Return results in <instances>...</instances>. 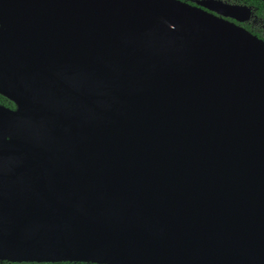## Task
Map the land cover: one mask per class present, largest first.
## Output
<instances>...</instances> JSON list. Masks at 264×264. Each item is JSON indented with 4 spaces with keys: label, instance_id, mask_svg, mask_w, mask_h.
<instances>
[{
    "label": "water",
    "instance_id": "obj_1",
    "mask_svg": "<svg viewBox=\"0 0 264 264\" xmlns=\"http://www.w3.org/2000/svg\"><path fill=\"white\" fill-rule=\"evenodd\" d=\"M0 96V259L264 264L263 42L175 0H0Z\"/></svg>",
    "mask_w": 264,
    "mask_h": 264
},
{
    "label": "bare ground",
    "instance_id": "obj_2",
    "mask_svg": "<svg viewBox=\"0 0 264 264\" xmlns=\"http://www.w3.org/2000/svg\"><path fill=\"white\" fill-rule=\"evenodd\" d=\"M12 15V14H11ZM40 38L46 42H48L49 44L56 46L57 43L55 41V39L46 31H44L43 33H40ZM1 111L6 114L11 121L18 127V129H20L29 139H31L37 146H39L45 153L49 154L51 157H53L54 159L60 161V162H67L69 160H67V157L64 153V151H62L61 149H56L55 148V144L54 142H51L54 139V136H50L48 139H46V142L43 141L41 138V136L38 135V132L35 130V123L34 121H31L34 123V127H33V123L30 124V122H28V119L31 117L25 112V111H18L16 113L14 112H10L6 109H1ZM27 118V119H26ZM62 144L67 147V148H73L71 150H80L83 153H90V156L84 155L83 156V163L84 166L87 167H91L90 172L92 173V175H121L122 172L114 169V170H110L107 168H103V169H98L95 168L94 169V164L98 163V162H111L113 164H119V165H124L127 166L129 168L132 169H136V168H149V167H155L154 163H151L149 161L140 159L138 157L135 156H130L127 154H122L120 152H116V151H111V150H104L101 149L99 150V152H97L95 149H93L90 146H87L85 144H80L74 140H61ZM74 153V152H72ZM72 164V163H69ZM0 217H4V218H9L12 217L11 219L13 221H21L22 217H14L11 214L1 211L0 210ZM7 241L0 236V243H6Z\"/></svg>",
    "mask_w": 264,
    "mask_h": 264
},
{
    "label": "flooded vegetation",
    "instance_id": "obj_3",
    "mask_svg": "<svg viewBox=\"0 0 264 264\" xmlns=\"http://www.w3.org/2000/svg\"><path fill=\"white\" fill-rule=\"evenodd\" d=\"M175 1L186 4L214 18H217L228 24H231L264 43V0H175ZM0 264H97V263L84 262V261H10V260L0 259Z\"/></svg>",
    "mask_w": 264,
    "mask_h": 264
},
{
    "label": "trees",
    "instance_id": "obj_4",
    "mask_svg": "<svg viewBox=\"0 0 264 264\" xmlns=\"http://www.w3.org/2000/svg\"><path fill=\"white\" fill-rule=\"evenodd\" d=\"M0 104L8 108H13L12 103L8 102L6 99L2 97H0Z\"/></svg>",
    "mask_w": 264,
    "mask_h": 264
}]
</instances>
